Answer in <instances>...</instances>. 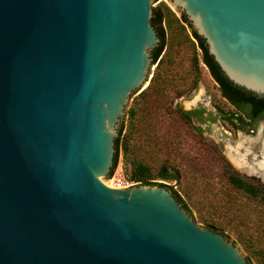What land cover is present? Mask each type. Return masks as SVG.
<instances>
[{
	"label": "water",
	"instance_id": "water-1",
	"mask_svg": "<svg viewBox=\"0 0 264 264\" xmlns=\"http://www.w3.org/2000/svg\"><path fill=\"white\" fill-rule=\"evenodd\" d=\"M160 0H0V264H250L164 186L112 188ZM264 98V0H171Z\"/></svg>",
	"mask_w": 264,
	"mask_h": 264
},
{
	"label": "rangeland",
	"instance_id": "rangeland-1",
	"mask_svg": "<svg viewBox=\"0 0 264 264\" xmlns=\"http://www.w3.org/2000/svg\"><path fill=\"white\" fill-rule=\"evenodd\" d=\"M160 2H164L178 19L181 18V12L172 5L171 0H160ZM183 25L186 34L195 41L191 29L187 24ZM164 32L165 51L170 49L173 65L179 66H177L178 75H184L193 67L191 62L193 49L185 44L180 45V36L172 39L167 29L164 28ZM196 53L200 58L198 49ZM198 68L195 89L184 88L180 83L178 86L182 93L177 94V91L172 90L157 104L149 103L140 95L135 98L137 116L134 121L128 119L123 135V141L128 143V147L126 150L120 149L118 165L113 176L121 173L129 180L134 160L146 163L155 175L161 168H165L170 173L177 174L178 181H162L156 177L154 182L170 186L181 197L201 227L207 228L204 221L217 222L228 227L219 233L225 235L242 250L236 239L238 232L251 238L255 247L264 248V208L236 192L227 183L225 169L217 156L213 151L204 148L211 147L216 150L217 154L224 156L242 176L264 183V179L257 172L246 173L239 170L227 156L229 147L234 148L242 144L239 153L244 155L248 164L262 161L264 124L257 123L254 132L248 133L235 131L229 124L216 118L214 123L203 125L199 131L194 122L188 124L181 120L178 114L180 110L188 111L199 107L211 109L213 106H218L224 112L234 111L221 97L207 67L199 62ZM149 84L150 82L142 91ZM196 98L200 101L191 105L190 102ZM211 120L214 118L211 117ZM252 264L255 262L252 261Z\"/></svg>",
	"mask_w": 264,
	"mask_h": 264
},
{
	"label": "trees",
	"instance_id": "trees-1",
	"mask_svg": "<svg viewBox=\"0 0 264 264\" xmlns=\"http://www.w3.org/2000/svg\"><path fill=\"white\" fill-rule=\"evenodd\" d=\"M153 1L157 2L158 0ZM151 12L152 17L149 20V24L156 31L159 38V44L151 54L152 65L156 64V70L148 87L139 94L141 98L149 101V103L153 102L157 104L172 90L177 91V94L182 93V90H180L178 86L180 83L184 86V88L189 87V89H195L197 86L196 76L199 73L198 65L199 62H202L207 67L213 80L219 85L218 89L221 97L227 99L231 105L236 107L237 111L235 113L224 112L223 110L219 111L220 119L223 122L229 124L233 129H239L240 127L236 124V122H234L237 117L235 114L238 115V112L243 113L247 119H254L255 116H261L264 119V98H257L252 93L246 92L243 89L235 86L226 78L217 63L214 61L213 57L208 53V47L205 43V40L198 36L194 30H192V26L184 14H181V18L178 19L164 2H160L156 8H152ZM184 23L187 24V26L191 29V34L195 41L191 40L186 34V30L183 25ZM164 28L169 31L172 39L176 36L181 37V42L179 43L180 45L185 44L193 49V55L191 57L193 67L187 70L184 75H178L177 69L179 66L178 64L173 65L172 53H170V49H166L165 51ZM197 49L200 52V58H198L199 55L196 53ZM189 89L187 92H189ZM144 97L147 98L145 99ZM178 114L181 120L190 124V116H196L200 113L198 111L180 110ZM136 116L137 112L133 107L129 111V118L131 121H134ZM242 120H244V117ZM196 129L201 131L200 127H196ZM122 130L123 127L120 129L119 136L115 139V152L110 175L113 174L118 165L120 149L123 148L126 150L128 147V143L124 142L123 139L121 140ZM204 148L207 151H213L217 156V159L222 163L225 169V178L227 183L236 192L241 193L243 197L251 200L252 202H256L264 208V183L242 176L232 167V165L224 158V156H219L216 150L212 149L211 147ZM132 165L133 168L130 171V175L128 177L129 180L138 183V185L164 186L172 192L182 207L186 209L193 218V215L188 209L187 205L184 203L181 197L172 190L170 186L154 182L156 177L162 181H178L179 176L177 174L170 173L167 169L161 168L158 174L155 175L151 171L150 166L141 160H134ZM204 224L207 228L221 233L228 228L227 226L220 225L219 223L213 221H204ZM236 239L242 246L243 250L248 254L247 261L250 264H252V261H254L255 264H264L263 247L261 249L255 247L254 241L251 238L241 234V232L236 234Z\"/></svg>",
	"mask_w": 264,
	"mask_h": 264
},
{
	"label": "flooded vegetation",
	"instance_id": "flooded-vegetation-1",
	"mask_svg": "<svg viewBox=\"0 0 264 264\" xmlns=\"http://www.w3.org/2000/svg\"><path fill=\"white\" fill-rule=\"evenodd\" d=\"M217 86H219V85L217 84ZM257 98H259V97H257ZM223 99L225 101H227L229 105H231V103L227 99H225V98H223ZM261 99H263V98H261ZM231 107L234 109V111H231V113H235L237 111L236 107L234 105H231ZM220 110H221V108H219L218 106H213L211 109L199 107V108H194V109H191L188 111H198L200 113L199 115H196V116H190V118H191V121L197 125L196 127L201 128L203 125H206L207 123H209V124L214 123L216 121V118L220 119V115H219ZM183 111H186V110H183ZM227 112H229V111H227ZM209 114L211 116H209ZM235 116H237V117H236L234 122H236V124L240 127L239 129H234L235 131L240 130L241 132L253 133L257 123L263 122V124H264V119L261 116H255L254 119H247L245 117V115L241 112H238V115L235 114ZM241 116H242V118L244 117V120H242ZM211 117H213L214 120H211Z\"/></svg>",
	"mask_w": 264,
	"mask_h": 264
},
{
	"label": "bare ground",
	"instance_id": "bare-ground-1",
	"mask_svg": "<svg viewBox=\"0 0 264 264\" xmlns=\"http://www.w3.org/2000/svg\"><path fill=\"white\" fill-rule=\"evenodd\" d=\"M198 101L196 98L194 101L190 102L191 105L195 104ZM250 141V140H249ZM251 145V144H250ZM242 147V144H238L236 147H229L227 149V156L230 161L234 164L239 170H243L246 173L257 172L264 179V159L252 164H248L245 160L244 155H240L239 149ZM262 155L264 157V145L262 148ZM246 153V152H245ZM248 161V160H247Z\"/></svg>",
	"mask_w": 264,
	"mask_h": 264
},
{
	"label": "built area",
	"instance_id": "built-area-1",
	"mask_svg": "<svg viewBox=\"0 0 264 264\" xmlns=\"http://www.w3.org/2000/svg\"><path fill=\"white\" fill-rule=\"evenodd\" d=\"M135 185H138V183L128 180L127 178L124 177L123 174L118 173L113 176L111 187L112 188H127V187H131Z\"/></svg>",
	"mask_w": 264,
	"mask_h": 264
}]
</instances>
